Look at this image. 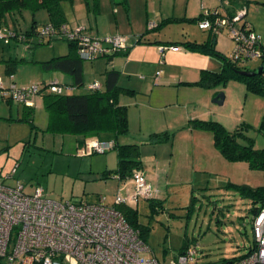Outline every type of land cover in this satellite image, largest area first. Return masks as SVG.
Here are the masks:
<instances>
[{"label":"rangeland","instance_id":"rangeland-1","mask_svg":"<svg viewBox=\"0 0 264 264\" xmlns=\"http://www.w3.org/2000/svg\"><path fill=\"white\" fill-rule=\"evenodd\" d=\"M256 1L258 2L247 1L250 4L249 17L264 36V0ZM62 4L70 11V4L67 1ZM111 4L117 11L113 12ZM101 5L102 10L97 15V21L105 23L110 28H115L116 22L117 27L122 29L126 20L123 5L114 4L109 0H102ZM133 8L136 10V6ZM93 12L92 10L90 15H94ZM42 17L46 18V15L43 10H40L36 13L37 21L41 22ZM33 19V15L26 11L23 19H20L19 27L24 30L30 26ZM181 26L183 25L171 24L166 27L162 24L161 27L167 33V38L161 36L160 41L165 47L177 42L190 55L186 58L173 57L172 60L167 57L163 58L162 62L158 55L153 61L151 71L156 72L155 70L160 69L164 62L165 70H183L184 74L186 73V79L196 77L191 74V71H194L192 67H198V72L201 69L219 71L224 62L223 56L185 48L183 42L186 40L180 33L190 31L183 30ZM194 27L199 33L201 32L197 26L194 25ZM55 48L58 51L66 48L67 52V41L52 39L41 45L12 41L0 51V58L16 56L31 60L16 64L13 80L17 83V75L28 78L38 70H42L40 64L33 61L34 54L35 57L37 53L45 57ZM229 52L226 54L227 57L230 55ZM103 59L106 57L84 59L83 85L75 88L66 87L65 93H73V90H76L75 93L84 92L85 84L92 81H98L104 87L101 66ZM261 62L260 57H253L239 65L254 69ZM97 64H100L101 70ZM159 72H156L157 75ZM149 73L151 72L147 69H142L136 75L149 79L151 84L160 80L155 75L152 79ZM0 76L5 82L9 79L3 62H0ZM130 77L132 79L128 81ZM130 77L128 74L122 75L119 84L127 86L137 80L136 77ZM160 77H163L162 86L166 92L162 98L156 99L154 93L149 94L150 84L147 90L142 92L140 90L142 88L139 89L141 81L137 80L139 84H133L136 87V93L133 94L135 97L132 95L130 97L134 98L122 99L130 108L133 125L129 136L135 139L134 142L140 144L143 167L146 170L151 168L152 161L156 157L160 166H166V170H169L170 185L161 183L160 201L140 199L134 206L138 223L147 228L144 238L150 251L146 255L154 256L163 264H167L186 247L196 245L198 253L194 264H222L225 259L230 260L246 253L254 240L251 224L252 207L258 204L252 202L249 196L241 195L240 191L232 186L234 184H246L250 187L264 186V169L252 168L243 160L225 159L214 147L213 134L210 130L190 129L187 125L188 119H186V125L183 124L182 119L188 111L200 116L197 119L216 120L229 130L241 127L243 133L252 140L254 148H264V95L248 90L245 83L237 79H227L223 84L211 87L182 83L188 87L180 86L181 88L178 89V86L168 84L170 77L162 75ZM38 83L41 86L46 84L39 80ZM190 87L201 88V95L199 91L196 92ZM49 92L46 86L41 90L43 94ZM220 92L225 96L223 103L213 102V98ZM0 101L3 100L0 99ZM12 107L13 114H10V117L16 118L15 122H12L8 128L0 122V180H3L2 183L14 185L20 182L25 185L26 191H31L38 184L43 187L44 194L55 201L96 202L102 196L105 203L112 205L115 195L119 193L118 190L122 195L128 193L122 190L123 182L118 183V179L111 176L103 177V172L98 170L105 157L108 167L116 166L117 157L113 148L103 153L81 155L74 151L73 142L66 139V135L43 131L48 119L44 107L36 108L32 116H27L32 117L31 123L29 120L17 119L22 117V104L19 106L18 114L15 111L16 105ZM1 109L3 107L0 108V113L9 115ZM141 119L148 123L147 127L159 129L168 123L170 125L168 132L171 137L160 142L148 141L149 134L141 136L137 130ZM8 133L9 137L6 140ZM120 138L119 141L122 143L132 141L128 136H120ZM6 145H9L8 151L1 152V148ZM184 151H190L193 157L189 156L186 159L183 155ZM11 160L13 163L16 162L15 166L18 164L17 170L11 169L13 166ZM6 175L11 176L3 179ZM182 178L185 182H181Z\"/></svg>","mask_w":264,"mask_h":264},{"label":"built area","instance_id":"built-area-1","mask_svg":"<svg viewBox=\"0 0 264 264\" xmlns=\"http://www.w3.org/2000/svg\"><path fill=\"white\" fill-rule=\"evenodd\" d=\"M210 14L212 18H208ZM216 14V11L204 10L198 26L213 31L227 28L233 42L232 58L261 56L260 35L243 22L245 11L232 16ZM155 25L154 21L148 23L149 28ZM40 33L74 42L79 57L87 60L128 47L124 35L93 36L79 24L56 26L49 22L40 27ZM9 34L8 30L0 29V38L5 42ZM160 49L163 51L166 47ZM12 78L11 74L5 82L0 77V94L27 106L33 105L32 98L41 95L45 86L53 93H62L66 88L57 81L44 86L34 83L19 87ZM86 87L96 90L102 86L92 81ZM113 147V140L89 138L77 153H103ZM131 180V190L125 195L117 193L112 205L105 203L102 196L96 202L55 201L38 184L26 191L20 182L14 185L0 182V264H163L154 256L146 255L150 249L140 230L117 208L120 204L135 206L140 199H151L157 193L142 169H134ZM251 224L253 244L232 264H264V205L253 213ZM197 253L196 245L188 246L167 264H194Z\"/></svg>","mask_w":264,"mask_h":264},{"label":"trees","instance_id":"trees-1","mask_svg":"<svg viewBox=\"0 0 264 264\" xmlns=\"http://www.w3.org/2000/svg\"><path fill=\"white\" fill-rule=\"evenodd\" d=\"M64 1L70 4L74 2V0H0V29H5V31L8 30L10 32L7 42L0 38V51L3 50L6 44H10L11 41L17 43L29 42L34 45H41L52 41V39L64 40V38H59L57 36L50 37L40 33V27L46 23L50 22L56 26L62 23L67 24L62 9V2ZM40 10L46 12L49 21L38 25L33 19L30 27L24 30L19 27L20 19H23L25 11H29L34 16V14ZM202 17L203 14L191 20L198 21ZM212 17L213 14L208 15V18ZM243 22L247 23L244 18ZM249 27L253 30L250 24ZM140 38L141 37H139L138 40H140ZM67 45L68 51L65 54L54 55L46 60L33 61L39 63L44 70H57L69 74L72 79L71 86H81L83 85L82 72L84 59L79 57L74 42L67 41ZM171 45L174 44L171 43ZM183 45L191 51L221 55L209 41H185ZM259 45L262 52L260 56L262 59L261 64H264V45L261 44V40ZM126 49L116 50L110 54L104 55L108 57V66L104 71V87L96 90H89L86 87L87 83L85 84L86 91L81 93H65L64 89L62 93L49 92L41 94L42 105L48 114L47 125L43 131L61 135L113 138V149L116 151L117 164L114 169L105 171L103 177L116 175L119 179L131 178L134 169H142L140 144L134 142L121 143L118 141L120 136L127 134L129 131L127 107L119 103V98L124 94L133 95L135 91L119 84V71L112 67L110 62L112 55L125 51ZM223 58L224 62L219 71L201 69L197 80L185 83L202 87H211L220 83L223 84L227 79H237L243 81L248 90L264 95V72L254 75L240 74L239 70L244 69L252 71L256 68L248 69L239 65L248 59H235L231 56H223ZM21 61L31 60L24 57L3 58L2 56L0 58V62L4 63L5 71L9 75H13L16 64ZM57 82L66 87H70L68 84ZM29 110H32L31 107H29ZM25 119L29 120L31 123L30 118L27 117ZM187 125L190 128L210 130L213 134L214 147L225 159L243 160L252 168L264 169V148H254L252 140L243 133L241 127L229 130L216 120H203L197 118L189 119ZM31 126L33 125L31 124ZM170 137L171 134L167 131L151 132L148 136V141L160 142ZM232 187L240 191L241 195L249 196L252 202L258 204L252 207L253 213H255L261 205H264V186L250 187L246 184H234ZM157 201H154V203H158ZM117 208L122 211L132 226L140 230V234L145 240L144 236L147 233V228L138 223L136 208L125 204H120ZM245 254L246 253L230 260L234 261ZM225 261L227 260L225 259L223 263Z\"/></svg>","mask_w":264,"mask_h":264},{"label":"crops","instance_id":"crops-1","mask_svg":"<svg viewBox=\"0 0 264 264\" xmlns=\"http://www.w3.org/2000/svg\"><path fill=\"white\" fill-rule=\"evenodd\" d=\"M245 1L258 2L256 0H119L118 2H115L113 0H109V2H112L114 4L115 3L122 4L124 9H125L126 20L123 24L124 27H122V29H119L117 27L118 25L116 22H115L116 27L110 28L105 23L102 24V23H99L97 21V15L102 10V5H101L102 0H95L93 2H90L89 0H74V2L72 4H70L68 2L70 4V11H68V9L63 7V4H62V9L64 12L65 22L68 25H77V24L84 25L86 31L93 36L101 37V36H107L110 34H122V35L126 36L127 42H128L127 43V45H128L127 49L125 51H121L119 53H116L115 55H112V59L110 62L112 67H114L115 69H117L119 71L118 82L120 80V77L122 75H125V74H128L129 77L130 76L136 77V79L138 81H141L140 84L137 83V80H135L134 83H132V84L130 83V85H127V86L121 85V86L131 88L135 91V93H136V87L133 84H139L140 85L139 89L142 88V89H140L142 92L146 91L147 88L150 86L149 94L154 93V96L156 97V99H158V97L162 98L166 94V92L163 90L164 87L162 86L163 85L162 84L163 77H160V75L170 77V81L168 82V84L178 86V89H180L181 87H188V86L182 85V83L185 84V82L186 83L187 82H193V81L197 80L199 77L198 67H192L194 71L193 72L191 71L192 76H196V77H193L194 79H186L187 78L185 75L186 73L184 74L183 70L182 71H180V70L174 71V70H170V69L165 70V68H164L165 62H164V65L160 69L155 70L156 72L162 71L163 73L159 72L157 75L156 72L153 73V71H151L153 68V65H152L153 61L157 59L158 55H160L159 58H160L161 62H162L163 58H167V57H169V59L172 60L171 58H173V57L174 58H182V57L186 58L190 55L188 52H185L184 49L182 48V46L177 42H173V44H174L173 46H177L178 48L173 49V50L171 48H168L171 45V43H170L169 46L166 47V49L161 51L159 46H162L163 43H161L160 38H161V36H163V38H167L166 37L167 33L164 32L163 28L161 27L162 24H164L166 27L167 26L169 27V25H171V24L183 25V26H181V28L183 30L190 31L188 33H185V31H182L180 33L182 35V38H185L186 41H197V42H202V41L208 42L209 41L211 43V45L214 46V48L222 56L227 57L226 54L229 51H231L232 50L231 48L233 47V42L231 40L228 29L225 27L221 28L219 31H213L211 29H203V28H200L198 26L197 21H192L191 19L197 18L199 15H202L204 10H207L209 12L216 11V13H217L216 16H232V15L236 14L237 12L245 11L244 20L250 24V26L252 27V29L256 33H258L260 35L261 44L264 45V36H262L261 32L258 31V27H257L256 23L252 20L251 17H249V8H250L249 6H250V4H248ZM133 6H136V10H134ZM112 8H113V5H112ZM92 10L94 11L93 12L94 15H90V12ZM114 11H117L116 8H113V12ZM27 12H29V11H27ZM36 13L33 16L36 24L39 25V24H43V23L49 21V18L47 16L46 12H45L46 18H44L45 17L44 16V17H42L43 19L41 22L37 21ZM23 16H24V14H23ZM149 21H154L156 23V25L152 28H149L148 27ZM187 23H190L191 25H189ZM194 25L197 26L198 29L201 31L200 33L197 31V29L194 27ZM28 27H30V26H28ZM157 29H159V30L157 31ZM190 36L193 38H189ZM139 37H141L140 40H138ZM65 50H66V48L58 51L55 48L52 50V53L45 55V57L43 55H38V53H37L36 57H35V54L33 55L35 58L34 60H37V61L46 60V59H49L50 57H52L54 55L65 54L66 53ZM229 54H230V52H229ZM118 55H121V56H118ZM122 55L123 56L125 55V56L122 57ZM9 57H12V56H9ZM97 58L98 57H96L94 59H97ZM107 58L108 57H106V59H103L104 62H101V66L103 67V69H102V67H100V64H97L100 67V70L101 69L103 70L102 71L103 74H104L106 67L108 66ZM142 69H144V70L147 69L148 72H151V73H149L150 74L149 76L152 79H154L153 75H155V77H157L158 79L160 78V80H158L156 78L158 80L157 83L151 84L149 79L140 78L136 74L139 70H142ZM16 79H17V81H16L17 83H15V84H17V86H19V87L29 86L31 84L38 83V80H39V81H42L46 84L49 83L48 81H50V82L59 81L61 83L70 85L71 88H75V87L71 86V83H72L71 76H67L66 73L60 72L57 70H44V69H42V70H38L37 73H35L34 75L32 74V76H30L28 78H21L20 76L17 75ZM131 79H132L131 77L128 78V81H131ZM8 81H9V79H8ZM13 82H14V80H13ZM190 88L194 89V91H196V92L199 91V93L201 95V93H202L200 90L201 88H193V87H190ZM73 92H76V90H73ZM135 93H134V95H135ZM36 96H38V97L36 98ZM36 96H34L32 98L33 105L29 106L32 109L30 111L29 107H27V105L20 103V102L12 101L11 99H8V98H4L1 95L0 99L3 101L5 100L4 102L6 104L3 101H0V108L3 107V109H1V110H3L4 112H8L9 115H6V113H0V122L3 125H5V127H7V128L10 127L9 125H11L12 122H15L16 118L10 117L11 116L10 114H13V113H11L13 110L12 105H16L15 111H16V114H18L17 111H19L18 110L20 108L19 106L22 104V117H17V119H19V120H26L25 118L28 115H31V114L33 115L36 108L43 107L42 95H36ZM130 96H132V95H129V94L125 95L124 94V95H121L119 98V103L124 104L127 107V115H128V122H129V131L127 134H125L123 136H128L129 138H131L130 140H132V141H126L125 143L134 142V140H135L133 137L129 136L130 135L129 133H131L132 125H133V119L131 118L130 111H129L130 108H128V105L122 101V99H126V98L128 99V98H134L135 97V96L134 97H130ZM37 99H38V101H37ZM36 103H37V106L35 107ZM208 112H210V111H208ZM195 117L199 118L200 116L195 115V113L191 114L190 112L186 111V114L184 115V117L182 119L183 124L186 125V123H185L186 119L189 120V119H192ZM28 118H30L32 120V117H28ZM172 118H174V117H172ZM166 121H167V119H166ZM160 122H163V121H160ZM138 123H139V125H138L137 130H138V133L141 134V136L148 135L153 131L158 132L160 130V132H161L162 130H165L168 132V130H170L169 129L170 125L168 123L166 125H162L163 127H161V129H159L158 127H155V128L147 127L148 123L145 121L143 122L142 119ZM46 125H47V123H46ZM46 125H45V127H46ZM183 126H182V128H183ZM190 129H192V128H190ZM8 137H9V133L5 139L7 140ZM68 137H70V138H68ZM89 138H98L101 140H113V138H111V137L100 138L98 136L82 137L79 135H70V136L66 135V139H69L73 142L72 147L74 148V151H78V149L81 148L83 146L84 142L86 140H88ZM120 139L121 138L119 137L118 141ZM125 139L128 140V138H125ZM134 143H136V142H134ZM7 146H9V145L3 146L1 148V152H4L5 150L7 152L8 151ZM140 152H141V149H140ZM115 154H116V151H115ZM190 154H191L190 151H188V152L184 151V153H183V155L186 156L185 157L186 159H188L189 156L193 157V155H190ZM8 155L10 156V153ZM116 157H117V155H116ZM186 161H188V160H186ZM11 162L13 163V160H11ZM15 163L16 162H14L12 164L13 166H11L12 170H14V168H16V170H17L18 164L15 166ZM116 164H117V162H116ZM152 164H153V166L147 170L143 167V164H142V167H143L142 170L145 173L146 178L149 181V183L151 184L152 188L157 190V193L155 194V198H151V199H155V200L160 201V199H161L160 196H162V194H161L162 191L159 189V187H160L161 183L163 182L167 186L170 185L169 170L168 169L166 170V166L161 167L160 163H159V161H157L156 157H154ZM157 164H158V166H156ZM115 167H108V165H106V157H105L98 170H100V172L104 173L105 171L114 169ZM10 176L11 175H6L3 177V179L8 178ZM108 176H111V177H114L115 179H118V181H119L118 183L123 182L122 183L123 184V186H122L123 192H126V191L129 192L131 190L132 180L130 177L124 178V179H119L118 177H116V175H108ZM181 180H182L181 182H185V181H183V178ZM2 181L3 180H0V182H2ZM118 191L120 192V190H118Z\"/></svg>","mask_w":264,"mask_h":264},{"label":"water","instance_id":"water-1","mask_svg":"<svg viewBox=\"0 0 264 264\" xmlns=\"http://www.w3.org/2000/svg\"><path fill=\"white\" fill-rule=\"evenodd\" d=\"M264 72V64L259 65L255 70L252 71H247V70H239L240 74H244V75H254V74H258V73H262ZM224 94L222 92L218 93L214 98H213V102H216L218 104H222L224 101ZM223 264H232V260H227L225 261Z\"/></svg>","mask_w":264,"mask_h":264}]
</instances>
